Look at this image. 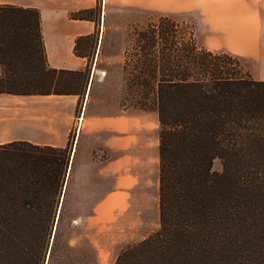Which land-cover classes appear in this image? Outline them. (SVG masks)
I'll return each instance as SVG.
<instances>
[{
	"label": "trees",
	"instance_id": "1",
	"mask_svg": "<svg viewBox=\"0 0 264 264\" xmlns=\"http://www.w3.org/2000/svg\"><path fill=\"white\" fill-rule=\"evenodd\" d=\"M92 8L70 20L98 25ZM123 109L155 112L158 229L127 245L114 264H264V81L228 53L198 46L168 16L130 28ZM98 31L75 39L86 58ZM0 94L76 95L90 76L49 66L35 7L0 5ZM221 163V172L212 169ZM69 145L0 144V264H45L58 241Z\"/></svg>",
	"mask_w": 264,
	"mask_h": 264
},
{
	"label": "crops",
	"instance_id": "2",
	"mask_svg": "<svg viewBox=\"0 0 264 264\" xmlns=\"http://www.w3.org/2000/svg\"><path fill=\"white\" fill-rule=\"evenodd\" d=\"M96 3L97 0L95 5ZM2 4L35 7L39 10L47 60L52 68L67 70L85 68V58L77 57L73 50L78 36L97 30L99 44L102 42L100 21L95 26L90 21L74 20L86 28L72 34L52 33L48 25L50 14L48 9L32 4L20 5L10 0H0V5ZM76 8L75 10H79L84 7ZM197 8L203 13L200 27L205 32L209 30L207 37L203 40L197 39L198 46L217 53L231 54L243 64L254 79L264 81V0H201ZM69 12L70 10L67 12L68 19ZM102 13L105 11L102 10ZM102 20L104 25L103 16ZM97 53L98 49L96 57ZM91 88L90 79L79 105V97L76 95L0 94V144L28 141L60 148L69 145L68 180L69 178L71 180L75 169L78 172L76 184L79 191L85 187L79 183L82 175L86 181L89 177L96 181L93 186L91 185L96 194L104 185L111 183V189L106 190L105 196L96 202L89 218L96 224L107 222L106 227L110 231L123 233L128 228L125 223L127 216L117 212V209L124 201L130 205L136 198L134 200L131 197L123 198L116 181L121 178V173L124 178V173L136 172L138 178L141 168L140 152L143 147L141 124L139 119L123 110L122 113L110 118L106 127L100 128L99 131L91 130L87 126L89 123L85 116ZM78 106L82 114L76 121L75 113ZM98 152L104 157L97 158ZM91 172L95 173L92 177ZM67 184L68 182L62 199ZM136 186H132L131 190L134 191ZM80 220L81 218H77L73 222L78 224Z\"/></svg>",
	"mask_w": 264,
	"mask_h": 264
},
{
	"label": "rangeland",
	"instance_id": "3",
	"mask_svg": "<svg viewBox=\"0 0 264 264\" xmlns=\"http://www.w3.org/2000/svg\"><path fill=\"white\" fill-rule=\"evenodd\" d=\"M16 4H32L48 9L49 29L52 33L72 34L81 32L86 26L69 20L68 13L80 7L92 8L96 0H10ZM99 13L96 18L102 25L101 40L90 44L84 59L89 66L92 88L85 111L88 127L99 131L108 125L110 118L127 111L135 116L141 124V168L137 173H124L117 180L123 198H132L129 203L119 204L117 212L126 215V226L123 233L110 231L104 223H94L89 218L97 201L102 199L111 183L104 185L96 194L92 189L96 181L81 176L79 183L84 189H77L78 172L73 170L71 180L67 179V190L63 199L59 224L56 225L58 241L52 259L48 264H114L119 252L127 245L136 243L159 227L158 213V132L159 123L155 112H144L132 108L123 109L124 51L129 45V31L136 24H143L147 17L168 16L176 21H183L193 29L196 42L203 40L208 32L200 27L202 11L197 8L201 0H97ZM72 9V10H71ZM105 11V13H102ZM102 16L104 17V25ZM198 29V30H197ZM103 34V37H102ZM100 36V32H99ZM100 38V37H99ZM99 46V47H98ZM98 53L96 57V52ZM95 71V73H94ZM94 73V77L93 74ZM93 78V79H92ZM79 110V111H78ZM79 106L76 108V121L81 117ZM82 111V110H81ZM79 112V113H78ZM126 115V114H125ZM128 115V114H127ZM73 131V130H72ZM72 132L70 133V137ZM104 157L100 152L97 158ZM212 169L221 172L218 159L213 161ZM95 174L94 172H91ZM134 176V177H133ZM120 177V176H119ZM139 184V185H138ZM135 190H131L132 186ZM91 187V188H90ZM81 218L78 224L73 220ZM122 223V221H120ZM98 226V227H97ZM56 231V230H55ZM55 234V233H54Z\"/></svg>",
	"mask_w": 264,
	"mask_h": 264
},
{
	"label": "water",
	"instance_id": "4",
	"mask_svg": "<svg viewBox=\"0 0 264 264\" xmlns=\"http://www.w3.org/2000/svg\"><path fill=\"white\" fill-rule=\"evenodd\" d=\"M56 225H57V219H56V221H55V225H54V228H53V233H52V237H51V242H52L53 237H54V233H55V230H56ZM48 256H49V252H48V255H47V258H46L45 264H47V262H48Z\"/></svg>",
	"mask_w": 264,
	"mask_h": 264
}]
</instances>
